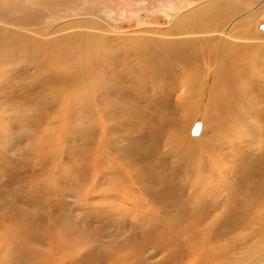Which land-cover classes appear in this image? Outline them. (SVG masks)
I'll return each mask as SVG.
<instances>
[{
  "label": "rangeland",
  "instance_id": "rangeland-1",
  "mask_svg": "<svg viewBox=\"0 0 264 264\" xmlns=\"http://www.w3.org/2000/svg\"><path fill=\"white\" fill-rule=\"evenodd\" d=\"M0 34V264H264V0H0Z\"/></svg>",
  "mask_w": 264,
  "mask_h": 264
},
{
  "label": "bare ground",
  "instance_id": "bare-ground-1",
  "mask_svg": "<svg viewBox=\"0 0 264 264\" xmlns=\"http://www.w3.org/2000/svg\"><path fill=\"white\" fill-rule=\"evenodd\" d=\"M230 12V11H229ZM228 12V13H229ZM235 12V11H234ZM255 16V15H254ZM250 19V18H249ZM254 21V20H253ZM251 23V22H250ZM240 34V33H238ZM14 36V35H13ZM12 37L11 35H1L0 34V60H6L7 58L14 55V51H12V45L14 41H11L9 38ZM15 37V36H14ZM205 43V42H204ZM216 45V44H215ZM213 46V45H212ZM222 49V48H221ZM188 92V91H187Z\"/></svg>",
  "mask_w": 264,
  "mask_h": 264
}]
</instances>
